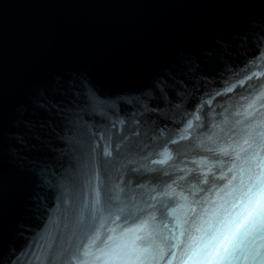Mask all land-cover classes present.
Masks as SVG:
<instances>
[{
	"label": "water",
	"instance_id": "obj_1",
	"mask_svg": "<svg viewBox=\"0 0 264 264\" xmlns=\"http://www.w3.org/2000/svg\"><path fill=\"white\" fill-rule=\"evenodd\" d=\"M262 133L264 0H0V264L167 236Z\"/></svg>",
	"mask_w": 264,
	"mask_h": 264
},
{
	"label": "snow or ice",
	"instance_id": "obj_2",
	"mask_svg": "<svg viewBox=\"0 0 264 264\" xmlns=\"http://www.w3.org/2000/svg\"><path fill=\"white\" fill-rule=\"evenodd\" d=\"M244 163L239 177L234 173L220 189L224 195L217 193L221 202L213 201L211 211L192 208L177 216L167 236L152 228L154 218L142 220L122 229L119 238L109 235L100 254L83 264H264V156L255 152Z\"/></svg>",
	"mask_w": 264,
	"mask_h": 264
}]
</instances>
